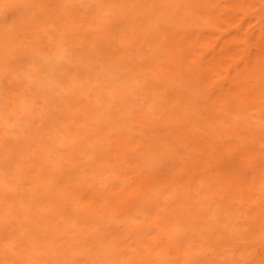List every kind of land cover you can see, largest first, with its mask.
<instances>
[{
    "label": "rangeland",
    "instance_id": "374dc122",
    "mask_svg": "<svg viewBox=\"0 0 264 264\" xmlns=\"http://www.w3.org/2000/svg\"><path fill=\"white\" fill-rule=\"evenodd\" d=\"M0 264H264V0H0Z\"/></svg>",
    "mask_w": 264,
    "mask_h": 264
}]
</instances>
